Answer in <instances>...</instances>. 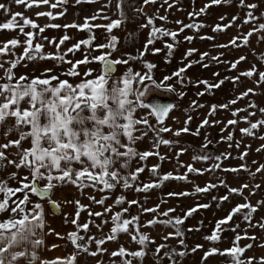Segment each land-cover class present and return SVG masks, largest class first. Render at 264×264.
I'll return each mask as SVG.
<instances>
[{"label": "snow or ice", "instance_id": "6c2138e0", "mask_svg": "<svg viewBox=\"0 0 264 264\" xmlns=\"http://www.w3.org/2000/svg\"><path fill=\"white\" fill-rule=\"evenodd\" d=\"M16 5L25 4V0H11ZM59 3H64L66 0H58ZM77 4L81 3V0H75ZM95 2V0H90ZM167 2V0H165ZM176 0H173L175 3ZM222 2L231 3V0H209L211 5H219ZM49 0H28L25 4L29 7L33 4H48ZM130 3V0H107V3L102 9L97 10V13L91 17H85L83 24L63 25V27H76L78 29H89L104 27L108 33L112 32V29L119 27L122 22H125L129 17L125 13V6ZM149 3H155V0H142L143 5ZM114 5L115 9L119 12V19H110L109 16H100V12L104 8H110ZM56 4H52L51 7H56ZM209 5L206 4L199 12H189V17L193 15H200L204 13ZM240 7H245L249 11L246 13L243 23L247 24L249 21H256L259 17L253 14L254 9L258 8L257 3L245 4V0H239ZM171 7V5H169ZM0 10H3L5 14H10L11 18L6 19L5 22L0 23V29H15L19 28L26 39L21 42L18 39L8 40L3 47H0V54L6 53L10 49L8 45H12L13 48L21 43L26 45L23 48V52L13 60L6 61L9 64L8 68H4V64L0 63V69H4V77L0 78V124H4L8 118L14 119V124L7 130L11 132L15 130L18 134V138L10 140L7 144L0 145V148H8L11 145H15L19 150V162L14 160H8L7 163L14 164L17 169L23 166L28 170V175L23 176L18 183L20 187H10L6 181L0 180V193H3V198L0 199V213L8 212L9 216L6 219L0 220V264H20L23 260L25 264H76L77 256L80 253H88L91 256H96L98 253L106 252V248H102L106 240H116L119 233H126L131 237L133 242H136L140 247L137 250H129L124 246H120L118 250L110 253L112 257L120 256L122 258V264H133V259L139 260L140 264H143L144 258L149 254V245L155 244V238L142 233L141 227L145 226L140 223V213H157L152 219L146 221V225L154 226L157 223L168 226L170 225L175 231H170L166 235H163L161 239L163 241L169 240L170 237H180L178 244L181 248L170 246L167 243L155 244V249L151 253L154 264H163L166 258L168 264H183V259L190 254L196 253L197 250L202 249L204 246L200 243H196L194 246L189 247L185 243V230H182L184 221L191 217L197 209L208 208L209 204L197 203L193 207L188 208L183 216H172L167 219H159V217H168V214L175 212V208H168L165 212H157L160 205L156 204L153 207H143L140 205V211L134 215L125 216V213H129L128 208H121L120 211L115 212L110 217L112 227L107 235H102L99 238L91 235H80V230L83 229L87 234L89 230V224H92L98 230H101L103 224H107L108 220H101V224H95L94 221H89L81 224L78 223L80 217V211L88 208V205L82 204L80 200H68L64 203H73L77 207V211L74 214V218L71 223L75 225V230L66 234V237H61V233L56 232V236L65 238L71 242L74 246V251L66 257H56L53 260H47L41 258L39 250L44 247L55 248L56 244L46 245V236L52 234L54 229L48 224L44 209V204L41 202L47 199L51 208L56 212L60 211L61 202L52 199L53 189L58 186L73 185L77 186L79 190L91 187L93 189L104 192L105 190H113L119 184L122 188L128 189L135 186L137 192H147L154 187H160L164 181L172 179L187 180V173L175 175L173 172H167L160 174L157 172L160 165H153L150 172L153 176H158L159 179L152 180L146 183H139V174L145 170L144 165H140L132 168L131 162L133 159L138 158L139 161L146 160L150 155L160 156L157 151L155 153L151 151H137L135 148V142L138 139L147 135L146 131L137 128V125L147 126L153 135L154 149H158L161 144L171 146L178 144V140L165 139L161 136V133H167L171 131V126H165V118L169 115L170 111L177 107L174 102L162 101L158 95L154 94L145 101L144 97L148 92L149 84H145L147 80L152 86L160 89L164 92L176 93L180 98L185 95V92L177 90L172 83H165L170 81L173 77L177 78V82L184 86L185 76L183 75L185 69L191 67L193 61H188V64L173 71L170 75H165L160 81L153 78V69L157 66L154 63L144 61V67L147 69L143 74L140 71H133L131 66L119 76L114 75L116 73V66L123 64L128 65L129 60L140 59L143 57L144 52L147 51L148 45L154 44L155 40L169 36L174 43H165L166 48L171 50L175 47L177 41L178 32H182L185 28H194L199 30L204 25L202 23L183 24L182 27L176 31L166 29L164 27L155 26V17L148 16L147 22L139 25V27H149V38L145 42L144 51H141L138 57H132L129 55L128 59H122L120 57L112 58V52L115 51L117 46L118 37L115 35L110 36L109 42L106 44H97L95 48L104 49L108 48L111 51H102L99 55H85L82 60L75 62L67 60L66 55L68 52L80 49L81 45H91L94 35H90L87 39L81 40L71 47L66 49L63 53L59 51L60 45H62L70 37L68 35L62 36L59 41L53 37L49 40L46 36H41V39L49 40V43H55L57 51L55 53L43 52L44 45L36 42L33 44L34 31L25 32V26L30 25L32 29L39 27L36 22L30 18L24 17L23 13L12 12L11 7L8 4L0 3ZM137 13H142V7H136L134 9ZM64 13L60 12L56 15L62 16ZM37 15H44V13H37ZM48 16H52V12L47 13ZM264 16V13L261 14ZM20 17L23 20V24H20L17 20ZM110 20L106 25L89 24V20H95L97 18ZM159 19L167 20L166 16H160ZM220 20H224L225 16H220ZM237 20V16H232L227 24H215L213 31H223L231 27ZM181 24V21H176ZM52 27H61V25H51ZM46 27V26H45ZM264 30V23L259 24V28H252L246 34L242 36L233 37L228 41V44L215 45L216 47L227 48L229 45L233 47H240L237 44V40L241 39L243 45H247L249 37L253 32ZM44 32V27H39V33ZM202 39L204 37H201ZM208 39H214V37H207ZM185 40L191 41L193 37L185 36ZM260 40H264V36L259 37ZM154 53L159 52V48H153ZM196 49H188L182 59L190 56ZM13 55L15 53L13 52ZM207 53L200 54V61H203ZM223 53L214 56L211 59L217 63L219 56ZM52 59L56 61L54 67L33 68V72H39V75H31L24 73L16 76L13 69L21 64V61L25 63L22 66H26L27 62H34L36 60ZM244 56H240L236 61L229 63L230 69H235L239 61L244 60ZM264 59V57H262ZM99 62L101 69L96 76H92V68H88L81 73L77 65L83 63ZM199 62V61H198ZM61 63L71 64V68L64 70L57 74L55 68L59 67ZM207 67V64L202 65ZM257 75V85L264 84V71H259L255 64L240 75L251 78L253 75ZM60 75H66L71 77L83 78L77 83L70 82L68 79H60ZM214 76H219V73H213ZM229 79L234 84L239 80V76L225 77L218 80L216 83H209L207 80H196L197 84H205V91L212 88H219L224 84L225 80ZM55 82V83H53ZM190 82V81H189ZM248 93L255 94V89L248 88L245 92L239 94L236 99L247 96ZM203 92H198L197 95H203ZM236 99L229 101L231 104L236 103ZM191 104L196 107H202L203 105L197 104L195 100L191 101ZM250 107H257L253 101ZM220 108H227L228 104H220ZM217 105H212L210 114L214 113ZM138 109H149L150 111L143 113L137 117L135 114ZM245 109H235L233 115L236 112L243 111ZM261 113H264V108H259ZM255 115V113H250ZM149 116L155 118V123H149ZM241 119L248 120V117H242ZM192 120L189 115L185 120L184 127L177 128L173 131V136L179 137L181 133H189L191 130L188 127V123ZM207 119L201 122L193 133L199 135V127L208 124ZM213 124L218 121H212ZM236 120H229L228 124H235ZM248 128H243L241 131L246 134H253L252 130L259 126H264V119L257 120L255 122H249ZM139 132V136L134 133ZM264 139V137H261ZM207 139V137H205ZM223 139V137H222ZM228 139H231L229 135ZM22 141L30 143L29 147H24ZM211 143V141H208ZM207 145H203L206 147ZM238 146V145H237ZM264 148V145H261ZM187 151V149L181 147L176 153L178 156L180 153ZM259 151V149H257ZM247 153L242 154L246 155ZM230 154H222L214 157L216 161H220L223 158H227ZM161 160L164 159L160 156ZM5 159V153L0 151V168L4 165L2 161ZM194 160H208V155L193 156ZM187 172L202 173L207 169L195 168L192 164H187ZM213 168H220L221 165L216 163ZM239 168L247 170V165L241 164ZM264 169V164L256 169L257 172ZM225 171H238L236 168L224 169ZM12 178L17 176L16 172L10 174ZM29 176L31 177L29 179ZM41 181H45L41 185ZM219 185H226L224 180L218 181ZM218 184L208 183L204 187L196 186L195 191L197 193L208 192L210 189L216 188ZM248 184H243L241 187H229L228 192L232 194L243 195V189L247 188ZM259 185H255V189L259 188ZM16 193H21L22 198L17 196L16 199L12 197L16 196ZM32 194L39 199L32 201L29 194ZM168 196L181 197L190 195L186 191L168 192ZM108 197L105 196L100 200H96L94 196H90L89 199L93 203L103 205ZM147 199V197H145ZM213 200L227 201L229 195L212 197ZM245 203L237 204L231 209V211L219 219L215 224V229L210 235H206L204 239L210 242H218L221 239L220 233L230 230L236 232L239 228V224L229 226L228 221L233 219V215L240 213L242 209H248L249 211L244 213L243 219L249 221V226H259L264 229V222L258 220L256 225L251 223L252 213L256 212L258 207L264 206V200H260L256 205H252L247 202V197L244 198ZM126 197L119 195L114 203L121 205L125 202ZM11 201V203H9ZM129 205L139 204L138 200H128ZM31 205V207H29ZM112 205H108L103 209V212H92L89 210V217L96 216L102 217L104 214L111 212ZM67 217V213L64 214ZM67 222V221H66ZM202 222H198L196 226L187 228L188 232L193 230L199 231ZM47 229V231H45ZM243 237H247L253 241L256 240L255 234L248 236L247 231L244 232ZM240 233H236L233 246L225 248L223 250L218 247H210L203 252L201 256V264H204L208 258L216 253L220 255L228 254L231 257L230 264H253L256 257H246L241 259V255L246 249L252 247V244H247L243 247L239 246V241L243 238ZM95 242L96 250L91 251L90 245ZM260 246L264 247V241ZM163 250V251H162ZM97 264H103V261H97ZM115 264V261H112ZM259 264H264V256L259 257Z\"/></svg>", "mask_w": 264, "mask_h": 264}, {"label": "rangeland", "instance_id": "374dc122", "mask_svg": "<svg viewBox=\"0 0 264 264\" xmlns=\"http://www.w3.org/2000/svg\"><path fill=\"white\" fill-rule=\"evenodd\" d=\"M257 3L258 8L252 10L253 14L259 17L256 21H249L247 24L243 23L246 13L249 11L245 7H240L239 0H231V3L222 2L219 5L209 4V0H155V3H149L148 5H143L142 0H130V3L125 6V13L129 19L122 22L119 27L112 29L111 33L104 27L92 28L91 31L87 29L86 39L90 35H94L91 45H81L80 53L79 51L73 50L68 52L66 59L74 61L78 57L82 59L83 56L89 55H99L102 51H111L107 47L104 49H97L95 45L106 44L110 40L111 35L117 36L119 39L117 41V46L115 51L112 52V58L120 57L122 59H128L129 55L132 57H138L141 51H144V45L149 38V32L151 26L149 27H139V25L147 22L148 16L155 17V26L164 27L166 29L176 31L182 27L183 24L191 23H202L204 26L199 30L194 28H185L182 32H178L177 41L175 47L171 50V55H169V50L166 48L165 43H174L171 37L163 36L155 40L154 44L148 45L147 51L144 52L143 57L140 59L129 60L128 65H117L115 75H121L127 67L131 66L133 71H140L142 74L147 71L144 67L143 62L154 63L157 67L153 69V78L160 81L163 76L170 75L173 71L180 67L188 64V61H193L191 67L185 69V84L181 86L177 82V78L173 77L170 81L165 83H172L177 93L179 91L185 92V95L180 98L176 93L164 92L152 86L147 80L145 84H149L148 92L145 95V101H148L150 97L154 94L158 95L162 101L174 102L177 107L170 111L169 115L165 118L164 125L171 126V131L167 133H161V136L165 139L178 140V144L171 146L161 144L158 149L152 147L153 144V133L147 129V126L137 125L143 131L147 132L143 138L138 139L135 142V148L137 151H151L153 153L159 152L160 156L164 159L161 160L160 156L155 154L150 155L146 160L139 161L138 158L133 159L132 167L133 169L137 166L144 165L145 170L139 174L138 182L146 183L152 180L159 179L158 176H153L150 169L153 165L159 164L160 167L157 172L161 175L167 172H173L174 176L179 174L187 173V180L183 179H172L164 181L160 187H154L147 192L135 191V186L128 189L122 188L119 184L115 189L109 191L105 190L101 192L99 190L93 189L91 187L79 190L77 186H72L70 192H61L58 187V193L52 195V199H67L68 200H80L82 204L88 205L80 211V217L78 223H85L91 219L95 224H101V220H108L107 224H103L101 230H98L92 224H89V230L87 234L84 230H80V235H85V240L87 236L96 235L99 238L102 235H107L112 227V222L110 217L113 213L118 212L121 208H128L129 213L124 215L127 217L130 214L134 215L140 211V205L143 207H153L159 204L160 207L157 212H165L168 208H175V212L168 214V217H159V219H167L172 216H183L185 211L196 205L197 203L210 205L208 208L197 209L191 217L184 221L181 226L182 230H185V243L191 247L196 243L202 244L204 247L197 250L196 253L190 254L183 259V264H201V256L203 252L208 250L210 247H218L223 250L233 246V240L236 233H240L243 237L245 231H247L248 236L255 234L256 240L253 241L247 237H243L238 243L239 246L243 247L247 244H252V247L246 249L241 255V259L252 256L257 259L253 261V264H259V257L264 256V247L260 246L261 242L264 241V229H261L258 225L250 227L249 221L243 219L244 213L248 212V209H242L240 213L234 214L233 219L228 221V225L239 224V228L236 232L227 230L220 233L221 239L218 242L206 241L204 237L210 235L215 229V224L219 219L226 216L233 207L237 204L245 203V197H247V202L252 205H256L258 201L264 200V169L257 172L256 169L264 164V126H259L252 130L253 134H246L241 131L243 128H248L250 126L249 122H255L260 119H264V113L259 111V108H264V84L257 85L256 80L257 75H253L251 78L240 75L245 70L251 68L253 64L257 67L259 71H264V40H260L259 37L264 36V30H259L253 32L252 36L249 37V42L247 45L242 44V40L238 39L237 44L240 47H233L229 45L227 48L216 47L215 45L228 44V41L233 37L242 36L246 34L252 28H259L260 23H264V0H245V4ZM206 4L209 6L206 8L204 13L200 15H193L189 17V12H199ZM171 5V7H169ZM136 7H142L143 12L137 13L134 11ZM237 16V20L234 24L224 29L223 31H213V26L217 23L227 24L232 16ZM160 16H166L167 20L159 19ZM220 16H225L224 20H220ZM119 12H117L116 19H119ZM176 21H181V24L176 23ZM106 25V24H102ZM93 30V31H92ZM185 36H191L193 39L191 41L185 40ZM201 37H204L203 39ZM207 37H214V39H208ZM153 48H159L160 51L154 53ZM8 54L6 56L7 60L16 59L22 52L23 49L9 48ZM188 49H196L190 56L182 59L184 54ZM56 50H47L46 53H55ZM60 52L64 50L59 49ZM13 52L15 55H13ZM207 53L208 55L204 57L203 61H200V54ZM223 53L219 56V60L222 61L217 63L211 58L218 56V54ZM83 55V56H82ZM240 56H244L245 59L237 63L235 69H230L229 63L231 61H236ZM6 61H2L4 68H8L9 64ZM38 63L36 64V62ZM199 61V62H198ZM25 62L21 61L13 71L18 77L21 74L27 73L31 75H39V72H33V68H44V67H54L56 64L55 60L45 59L36 60L34 62H27L26 66H22ZM207 64V67L202 65ZM36 65V66H35ZM71 64L61 63L58 68L63 67V70L71 68ZM86 70L92 68V75L96 76L101 65L99 62L86 63ZM2 69H0L1 71ZM78 70L82 73L81 68ZM60 72V71H59ZM213 73H219V76H214ZM239 76V80L235 84L226 79L224 84L219 88H212L205 91L206 85L201 83L197 84L196 80H207L209 83H216L218 80L225 77ZM3 77L0 74V78ZM66 79H76V77L66 76ZM190 81V82H189ZM248 88L255 89V94L248 93L247 96L236 99L240 93L245 92ZM198 92H203V95H197ZM236 99L235 104L229 103V101ZM195 100L197 104L203 105L202 107H196L191 104V101ZM255 102L257 107H250L252 102ZM220 104H228L227 108H220ZM212 105H217L214 113L210 114V109ZM235 109H245L240 112H236L233 115ZM150 111L149 109H138L136 116L139 117L143 113ZM250 113H255V115H250ZM191 116L192 120L188 123L190 128L189 133H181L179 137L173 136V131L177 128L184 127L185 120L187 116ZM248 117V120L241 119L242 117ZM149 123L154 124L155 118L149 116ZM207 119L208 124L199 127V135H194L197 127L201 125L203 120ZM229 120H236L235 124H228ZM212 121H218V123L213 124ZM14 124V119L8 118L4 124H0V145L7 144L10 140L18 138V134L15 130L8 132L7 130ZM134 135L139 136V132L134 133ZM231 135V139H228ZM207 137V139H205ZM223 137V139H222ZM211 141V143H208ZM24 147H29L30 143L27 141H22ZM207 145L203 147V145ZM238 145V146H237ZM185 148L187 151L180 153L178 156L176 153L179 148ZM259 149V151H257ZM0 151L5 153V159L2 161L3 167L0 168V180L6 181L7 185L10 187H20L21 185L18 181L25 175H28V170L21 166L17 169L14 164L7 163L8 160H14L19 162V150L15 145H11L8 148H0ZM243 158L241 159L242 154ZM230 154L227 158H223L220 161L214 159L217 155ZM208 155L210 159L208 160H194L193 156H203ZM216 163L221 165L220 168H213L212 166ZM192 164L195 168L207 169L202 173L187 172L186 165ZM241 164L247 165V170L239 168ZM236 168L238 171H225L224 169ZM16 172L17 176L15 178L11 177V173ZM31 177L29 176V179ZM224 180L226 185H219L218 181ZM45 181H41L43 185ZM208 183L218 184L216 188L210 189L208 192L197 193L195 191L196 186L204 187ZM243 184H248L247 188L243 189V195L232 194L228 192L229 187H241ZM255 185L260 187L255 189ZM66 186V185H65ZM55 191V192H57ZM186 191L190 195L181 197H171L168 196V192H179ZM54 193V190H53ZM69 193V194H68ZM228 194L229 199L227 201L213 200L212 197H220ZM32 201H37L39 198L29 194ZM119 195H124L126 200L121 205H116L114 203L115 199ZM19 196L22 198L21 193H16V196L12 199H16ZM90 196H94L96 200H100L107 196L103 205L93 203ZM147 197V199H145ZM3 198V193H0V199ZM128 200H138L139 204L129 205ZM46 208V212L49 215H58L50 206L47 199L41 201ZM11 203V201L9 202ZM108 205H112L111 212L104 214L102 217L92 216L89 217L88 212H103V209ZM72 219L77 211V207L73 203H68ZM31 207V205H29ZM157 213H140V223L145 225L141 227L140 231L155 238V244L167 243L170 246L181 248L178 244L180 237H170L169 240L163 241L161 237L166 235L170 231H175L170 225L165 226L157 223L154 226L146 225V221L152 219ZM9 216L8 212L0 213V220L6 219ZM264 222V206L258 207L256 212L252 213L253 225H256V221ZM198 222H202L199 231L188 232L187 228L196 226ZM71 232L75 230V225L70 223ZM70 242V241H69ZM155 244L149 245L148 255L144 258L143 264H154V259L151 253L155 249ZM71 248V253L75 250L74 246L69 243ZM124 246L129 250H137L140 245L131 240V237L126 233H119L116 240H106L102 248H106L107 251L103 253H98L96 256H91L88 253H80L77 256L76 264H97V261H103V264H122V258L120 256L112 257L111 252L118 250L120 246ZM96 244L93 242L90 245V250H96ZM163 251V250H162ZM70 253V254H71ZM231 257L228 254L220 255L219 253L211 255L204 264H230ZM20 264H24L23 260ZM133 264H140L139 260L133 259ZM163 264H168L165 258Z\"/></svg>", "mask_w": 264, "mask_h": 264}, {"label": "crops", "instance_id": "0c3cea01", "mask_svg": "<svg viewBox=\"0 0 264 264\" xmlns=\"http://www.w3.org/2000/svg\"><path fill=\"white\" fill-rule=\"evenodd\" d=\"M0 3L8 4L11 7L12 12H20L23 13L24 17L30 18L36 22V24L39 27H44V32L39 33V27L36 29H32L30 25L25 26V32L28 31H34V39L33 44L36 42L42 43L44 45L43 52L46 53L47 50H56L55 43H49V40L53 37L56 38V41L58 42L59 39L64 36L65 34L68 35L70 38L66 40L62 45H60V49L66 50L69 47H71L73 44L86 39V31L87 29H78L76 27H63V25H72L75 24H83L85 22V17H91L92 15L97 13V10L102 9L103 6L107 3V0H95V2H90V0H81V3L77 4L75 0H66L64 3H59L58 0H49L48 4H33L29 7H26L25 4L28 3V0H25V4L16 5L11 2V0H0ZM52 4H56V7H51ZM48 12H52L53 15L50 17L47 15ZM63 12L64 14L62 16L56 15L57 13ZM117 10L115 9L114 5L110 8H104L103 11L100 12V16L107 15L110 17V19H116L117 17ZM37 13H44V15H37ZM10 14H5L3 10H0V23H3L6 21V19H10ZM17 20L20 24H23V20L20 17H17ZM89 24H107L110 22V20H105L101 18H97L95 20H89ZM61 25V27H52L51 25ZM46 26V27H45ZM93 31V30H92ZM41 36H46L49 38V40L41 39ZM18 39L21 42H23L26 37L20 33L19 28L15 29H0V47H3L4 44L10 40V39ZM26 45L23 43L15 46V49H23ZM8 48H13L12 45H8ZM83 48V47H81ZM80 49H77L79 51ZM80 53V51H79ZM8 51L6 53L0 54V63L2 61H6ZM83 56V55H82ZM84 56L82 57V59ZM80 57L75 59L73 62L77 60H82ZM38 61L36 62V64ZM86 63L77 65V68H81L82 73L86 70L85 68ZM36 66V65H35ZM61 68H55V72L59 74L60 72L64 71ZM60 71V72H59ZM0 74L4 77V69L0 71ZM115 75V74H114ZM93 76V75H92ZM1 77V78H3ZM82 76L76 77V79H71L70 82L77 83L80 79H82ZM60 79H66L65 75H60ZM70 80V79H69ZM55 83V82H53ZM13 119V118H11ZM132 164V163H131ZM133 168V167H132ZM72 186L71 184L66 186H59L57 189H59L61 192H70ZM57 189L54 190V196L58 193ZM57 191V192H55ZM69 194V193H68ZM59 202H61V208L59 212H55L58 215H49L46 212V219L48 224L51 226V228L54 229V232L48 236H46V245H52L56 244L58 247L50 248L44 247L39 250V254L41 258L47 259V260H53L56 257H66L71 253V248L69 245V241L65 238L66 234L71 232L70 223L72 220V215L70 213L69 207L67 206L68 203H64V201H67V199H55ZM65 213H67V217H65ZM67 221V222H66ZM47 231V229H45ZM56 232L61 233V237L56 236ZM25 264V262L23 261Z\"/></svg>", "mask_w": 264, "mask_h": 264}]
</instances>
